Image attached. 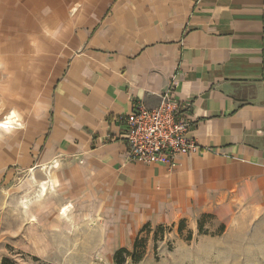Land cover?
I'll return each instance as SVG.
<instances>
[{"label": "crops", "instance_id": "obj_1", "mask_svg": "<svg viewBox=\"0 0 264 264\" xmlns=\"http://www.w3.org/2000/svg\"><path fill=\"white\" fill-rule=\"evenodd\" d=\"M168 86L199 152L129 161L125 116ZM12 112L10 161L70 170L124 236L263 210L264 0H0V121Z\"/></svg>", "mask_w": 264, "mask_h": 264}, {"label": "rangeland", "instance_id": "obj_2", "mask_svg": "<svg viewBox=\"0 0 264 264\" xmlns=\"http://www.w3.org/2000/svg\"><path fill=\"white\" fill-rule=\"evenodd\" d=\"M6 116L0 123L8 121ZM15 120L14 128H0V261L118 264L114 252L132 250L138 233L127 237L122 227L109 225L106 214L96 210L89 185L73 180L66 173L70 170L11 162L6 143L19 140L12 131L23 123ZM221 216L203 214L163 229L144 227L136 251L123 253L121 264H264V209L238 204Z\"/></svg>", "mask_w": 264, "mask_h": 264}, {"label": "built area", "instance_id": "obj_3", "mask_svg": "<svg viewBox=\"0 0 264 264\" xmlns=\"http://www.w3.org/2000/svg\"><path fill=\"white\" fill-rule=\"evenodd\" d=\"M123 138L126 143L127 159L138 163L163 162L174 164V157L198 153L200 147L189 135L192 123L188 106L175 98L172 86L159 96L154 107L142 103L133 105L125 116Z\"/></svg>", "mask_w": 264, "mask_h": 264}, {"label": "trees", "instance_id": "obj_4", "mask_svg": "<svg viewBox=\"0 0 264 264\" xmlns=\"http://www.w3.org/2000/svg\"><path fill=\"white\" fill-rule=\"evenodd\" d=\"M182 223H183V222L180 221V222L178 223V225H182ZM144 227H148V226L144 225V226L142 227V229L138 232V234H139L141 231L144 230ZM156 228H161V229H163L161 225H159V226L156 227ZM179 228L181 229V227H179ZM179 228H178V229H179ZM138 234L135 236L134 240L132 241V244H133V245H132V250L126 249L125 247H121V248H118V249L114 252L113 259H116V262H117L118 264H121L122 262H124V258L121 257V255H122L123 253H125L127 256H129L130 254H132L133 251H136L137 247L139 246L138 243L141 242V241L139 240V236H138ZM118 257H120V258H118ZM119 259H120V260H119ZM7 261H8V260H7L6 258H2L1 261H0V263H1V264H8ZM12 264H13V263H12Z\"/></svg>", "mask_w": 264, "mask_h": 264}, {"label": "bare ground", "instance_id": "obj_5", "mask_svg": "<svg viewBox=\"0 0 264 264\" xmlns=\"http://www.w3.org/2000/svg\"><path fill=\"white\" fill-rule=\"evenodd\" d=\"M6 118L8 119V121H3V123H0V125H3V124L6 123V122L12 121V127H14V126H13V123L16 121L15 118H14V113L12 112V114H8V115L6 116ZM12 127H11V128H12ZM0 128H4V127H0ZM45 189H46V187H45L44 185H42V191H45ZM66 209H67V206H66L65 208H63L62 213H64V211H65Z\"/></svg>", "mask_w": 264, "mask_h": 264}, {"label": "clouds", "instance_id": "obj_6", "mask_svg": "<svg viewBox=\"0 0 264 264\" xmlns=\"http://www.w3.org/2000/svg\"><path fill=\"white\" fill-rule=\"evenodd\" d=\"M0 127H4L5 129H10L12 127V121L4 123L3 125H0Z\"/></svg>", "mask_w": 264, "mask_h": 264}]
</instances>
